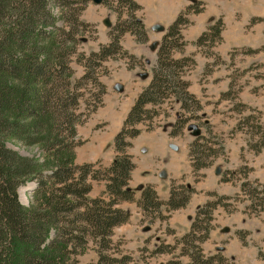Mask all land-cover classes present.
Returning <instances> with one entry per match:
<instances>
[{"label":"rangeland","instance_id":"rangeland-1","mask_svg":"<svg viewBox=\"0 0 264 264\" xmlns=\"http://www.w3.org/2000/svg\"><path fill=\"white\" fill-rule=\"evenodd\" d=\"M82 1L75 7L83 27H79L76 43L68 45L75 78L84 70L78 60L109 42L110 27L134 16L142 20L147 33L144 43H138L131 33L121 38L123 49L134 57L104 63L98 78L105 94L85 121L96 89H82L81 110L76 115L84 114V123L75 126L74 165L98 164L95 169L108 168L117 156L114 137L134 99L150 83L166 29L186 7L201 10L182 27L184 45L174 53L176 59L193 60L185 64L183 78L195 102L183 110L171 104L172 100L166 101L156 108L158 116L151 123L139 126L141 135L128 141L126 153L136 166L128 183L133 201L116 205L129 218L112 230L108 254L126 259L127 264H193V260L207 258L213 259L212 264H264V0H102L99 5ZM48 7L56 25L64 26L61 15L67 11H61L53 0H48ZM219 18L224 25L221 43L198 50L194 41ZM60 38L55 35L53 40ZM144 74L148 77L143 78ZM179 114L180 122L191 116L195 120L183 124L178 136L171 137V126ZM190 125L201 130L199 141L187 130ZM59 141L69 140L62 137ZM194 144L200 149L194 160L205 164L200 170L189 157ZM5 145L34 161L45 158L40 145L24 146L12 140ZM89 183V198L107 199L103 182ZM243 184L248 185L246 191ZM142 186L151 188L162 203L171 191L188 195L187 203L177 210L163 205L159 214L143 211L138 207ZM186 187L193 193H182ZM34 188L35 183L29 182L18 189L23 206L33 203ZM193 225H197L195 233H191ZM161 250L165 253L160 254ZM188 251L194 253L192 259L182 255ZM76 260L95 264V246L89 243Z\"/></svg>","mask_w":264,"mask_h":264},{"label":"trees","instance_id":"trees-1","mask_svg":"<svg viewBox=\"0 0 264 264\" xmlns=\"http://www.w3.org/2000/svg\"><path fill=\"white\" fill-rule=\"evenodd\" d=\"M53 1L61 11H67L61 19L68 25H56L48 0H0V264H78L76 257L89 243L95 246L98 256L95 264H127L126 259L112 258L108 252L112 230L129 218V213L116 205L133 201L128 183L136 166L126 153L128 141L141 134L139 126L151 123L158 116L156 108L166 101L172 100L171 104L183 110L195 102L183 78L185 64H193V60L176 59L174 53L184 45L182 27L201 10L193 12L188 6L168 26L158 46L150 83L138 93L114 137L117 156L108 168L95 169L98 164L74 165L75 126L83 124L101 105L105 86L98 77L104 63L116 57H134L123 49L121 38L131 33L138 43H144L147 33L142 20L134 16L112 26L109 42L78 60L84 70L81 77L75 78L69 66L72 50L68 45L76 43L79 27H83L75 7L82 0ZM223 30L219 18L196 38L194 46L200 51L214 48L221 43ZM55 35L61 38L54 42ZM83 87L96 89L84 121V114L76 115L81 110L78 105ZM180 119L179 114L171 127L173 132H169L171 137L178 136L183 124L195 120L192 116L182 122ZM62 137L69 141H59ZM7 140L24 146L40 145L45 158L34 161L23 157L5 145ZM197 148L194 144L189 157L193 167L200 170L205 164L199 158L194 160V153L200 152ZM89 181L103 182L107 199L89 198ZM29 182L35 183L33 203L25 207L18 200V189ZM247 186L243 184L242 190L246 191ZM141 192L138 207L151 214H159L163 205L169 210L183 208L188 200V195L171 191L162 203L151 188L144 187ZM182 193L193 191L186 187ZM196 226L191 233H195ZM164 253L161 250L160 254ZM184 253L194 257L193 252ZM212 260H193V264H212Z\"/></svg>","mask_w":264,"mask_h":264},{"label":"water","instance_id":"water-1","mask_svg":"<svg viewBox=\"0 0 264 264\" xmlns=\"http://www.w3.org/2000/svg\"><path fill=\"white\" fill-rule=\"evenodd\" d=\"M101 2H102V0H93V3H94L95 5H99V4H101ZM104 24H105L106 26H109V23H108V22H105ZM144 77H146V75H144L143 78H144ZM119 89H120V88L118 87L117 90H119ZM187 130L190 132V135H191L193 138L198 137V136L200 135V133H201L200 129H199L197 126H195V125H191V126H189V127L187 128Z\"/></svg>","mask_w":264,"mask_h":264},{"label":"crops","instance_id":"crops-1","mask_svg":"<svg viewBox=\"0 0 264 264\" xmlns=\"http://www.w3.org/2000/svg\"><path fill=\"white\" fill-rule=\"evenodd\" d=\"M123 86V85H122Z\"/></svg>","mask_w":264,"mask_h":264}]
</instances>
